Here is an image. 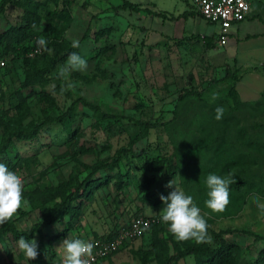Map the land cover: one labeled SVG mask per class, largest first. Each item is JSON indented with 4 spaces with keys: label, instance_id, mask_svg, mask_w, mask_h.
<instances>
[{
    "label": "rangeland",
    "instance_id": "374dc122",
    "mask_svg": "<svg viewBox=\"0 0 264 264\" xmlns=\"http://www.w3.org/2000/svg\"><path fill=\"white\" fill-rule=\"evenodd\" d=\"M35 1L40 6L28 39L19 52L0 57V158L8 159L10 170L22 176L25 200L8 221L17 230L30 229L42 217L29 197L38 205L44 198L51 208L60 198L49 201L48 196L72 189L94 164L117 159L118 167L95 175L100 184L83 201L77 217L64 216L32 238L40 247L34 260L23 255L14 237L5 235L0 264L63 262L60 244L65 237L108 238L136 216L150 218L146 234L102 264H156L175 254L176 246H214V235L226 230L233 231L224 239L238 264H264V242L242 233L264 236V208L258 206L264 203V126L254 125L253 112L228 94L230 85L221 78L230 70L215 62L220 47L212 58L207 55L204 38L217 41L219 26L198 15L170 19L191 11L189 0H127L141 8L137 12L122 9V0ZM69 1L70 23L65 25L53 12ZM15 2L0 11V33L26 24L24 10ZM39 37L46 39V47L37 44ZM77 41L78 54L87 60L81 70L69 66L70 54L60 59L49 47L51 42ZM191 90L199 95L179 101ZM78 98L119 117L104 118L78 102L72 133L53 123L31 139L12 136L31 122L62 115ZM218 105L225 107L221 120L215 119ZM155 156L172 158L176 173L145 171L144 162ZM209 173L234 177L231 200L219 212L204 204ZM169 182L193 195L206 215L209 241L177 240L161 222L160 196L175 188ZM63 231L62 238L49 243L50 236ZM176 264L195 260L185 256Z\"/></svg>",
    "mask_w": 264,
    "mask_h": 264
},
{
    "label": "trees",
    "instance_id": "16d2710c",
    "mask_svg": "<svg viewBox=\"0 0 264 264\" xmlns=\"http://www.w3.org/2000/svg\"><path fill=\"white\" fill-rule=\"evenodd\" d=\"M13 0H2L0 5V11L4 8V6L8 3H12ZM18 4L20 8L24 10V20L26 22L25 25H18L9 28L7 31L0 33V57L4 52H19L21 49L22 43L28 39L29 30L33 28L36 23L37 16V8L40 6V3L35 0H16L15 2ZM71 7V2H64L61 10H55L53 12V17L57 20H61L65 25L70 23V15L68 14V10ZM122 9H129L132 11H140V7L136 4L130 3L127 0H122V4L120 6ZM157 16H162L161 13H155ZM198 13L191 11H184L182 14L176 17H170V19H187L190 16H196ZM199 16V15H198ZM205 40H207L205 38ZM54 55L60 59L68 56L72 52L78 53L77 47H73L66 42H51L49 44ZM7 54V53H6ZM60 55H63L60 57ZM232 77V76H231ZM229 78L228 76L223 77L221 80H225ZM234 87L231 86L229 88L228 94L233 98ZM199 92L196 91H187L179 96V101L184 100L190 96H197ZM46 96V94H45ZM48 97V96H47ZM235 99V98H234ZM81 102L83 105L88 108L96 111L101 114L104 118H117L116 114H106L103 112L98 106L90 104L85 101L84 98H78L73 102V104L60 116L57 117H47L44 121L31 122L28 126L24 128L15 129L13 132V137L18 140L31 139L36 136L39 130L45 124H60L65 127L68 132L71 130V126L73 123V110L75 105ZM175 114V110L173 111ZM175 118V117H174ZM173 118V119H174ZM139 125H144L145 128L154 127L153 125L148 126L147 124H142L141 122H135ZM166 124V123H165ZM162 125V124H161ZM72 133V131L70 132ZM133 143V142H132ZM0 162L10 164L8 159L0 158ZM118 167V160L114 159L111 162H98L89 168V172L87 176L79 183H77L72 189L65 191L62 194H55L48 196L49 201H53L60 198L58 201H55L51 208L46 206L47 201L43 198L45 202L43 204L38 205L37 201L33 198L29 197L28 200L31 204L37 205L42 221L37 222L31 226L30 229L27 230H17L14 224L10 221H6L0 226V242L3 240L4 236L10 234L14 239L18 240L21 236H24L26 239H32L34 236H42L43 232L46 228L51 225L60 222L62 217L75 218L79 215L81 205L83 201L88 198L90 191L94 187H97L100 184L98 179L96 180L94 177L98 172L104 171L107 173H112ZM143 169L147 172H158L164 173H176L175 169L172 167V158H165L155 156L148 160H146L143 164ZM119 180L122 179V175L120 172L116 174ZM107 181V180H106ZM105 181V182H106ZM233 233L231 230L222 231L214 235V246H209L207 244H201L196 246H191L186 248L185 250H180L176 245L175 254L171 256H166V258L161 257L156 264H176L181 258L185 256H192L195 260V264H238L236 259L232 256L231 246L226 243L224 236ZM244 235L253 237L254 242H264V236L258 235L249 231H243ZM64 236V231L54 236H50L48 238L49 243H54ZM55 264V263H54Z\"/></svg>",
    "mask_w": 264,
    "mask_h": 264
},
{
    "label": "clouds",
    "instance_id": "9594fccd",
    "mask_svg": "<svg viewBox=\"0 0 264 264\" xmlns=\"http://www.w3.org/2000/svg\"><path fill=\"white\" fill-rule=\"evenodd\" d=\"M40 46L47 45L44 37L37 39ZM73 47H79L74 42ZM69 66L74 70L87 67V60L76 52H72L68 58ZM63 74V73H61ZM215 119L224 118L225 107L218 105L214 109ZM234 181L232 175H219L209 173L206 176L207 199L205 206L215 212L224 210L231 200V185ZM175 185L168 195H161L160 200L164 203L161 210L160 220L165 223L177 240L194 239L197 242H206L211 239L208 234V222L206 215L202 214L201 207L195 202L193 195L187 194L176 184L169 182V186ZM24 181L20 174L10 170L6 163L0 162V223H4L17 214L24 203ZM259 201V197L257 198ZM264 208V203H258ZM17 248L30 261L40 254V247L35 239H26L21 236L16 242ZM60 247L63 251V264H90L89 258L93 256L94 243L81 238L65 237Z\"/></svg>",
    "mask_w": 264,
    "mask_h": 264
},
{
    "label": "crops",
    "instance_id": "0c3cea01",
    "mask_svg": "<svg viewBox=\"0 0 264 264\" xmlns=\"http://www.w3.org/2000/svg\"><path fill=\"white\" fill-rule=\"evenodd\" d=\"M205 38L210 58L220 47L215 62L230 70L223 77H229L224 82L234 87L235 101L253 112L254 125L264 126V0H254L248 16L231 25L224 44Z\"/></svg>",
    "mask_w": 264,
    "mask_h": 264
},
{
    "label": "built area",
    "instance_id": "2783aa9c",
    "mask_svg": "<svg viewBox=\"0 0 264 264\" xmlns=\"http://www.w3.org/2000/svg\"><path fill=\"white\" fill-rule=\"evenodd\" d=\"M189 1L191 9L198 13L204 21L219 26L218 40L221 44H224L231 25L244 20L248 16L254 0ZM0 65L3 66L4 62H0ZM150 225V218L136 216L126 226L119 228L108 238L91 241L95 247L93 256L89 258L90 264H102L130 241L143 237ZM55 264H63V262H56Z\"/></svg>",
    "mask_w": 264,
    "mask_h": 264
}]
</instances>
